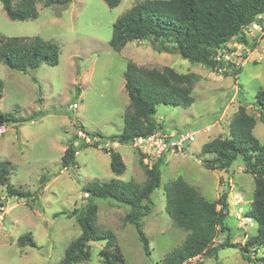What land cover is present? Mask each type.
I'll return each instance as SVG.
<instances>
[{"label": "rangeland", "instance_id": "obj_1", "mask_svg": "<svg viewBox=\"0 0 264 264\" xmlns=\"http://www.w3.org/2000/svg\"><path fill=\"white\" fill-rule=\"evenodd\" d=\"M36 1L37 18L13 20L0 0V39L40 36L60 45L55 65L18 71L0 64L4 83L0 109L13 112L17 119L39 111L45 113L34 120L0 126V161L11 163V185L37 196L35 200L8 197L6 187L0 185V264H57L82 232L76 216L70 215L90 204L98 206V224L114 232L126 264H160L187 235L173 224L167 210L166 185L180 176L210 201L222 203L227 194V224L232 241L243 246L257 232V224L245 216L253 200L254 176L245 171L242 156L228 169L207 168L202 163L206 157L202 147L230 134V124L240 104L255 116L254 134L264 144V120L254 101L256 92L264 89V24L245 29L249 41L254 42L252 47L236 39L228 44L229 59L235 60L239 69L236 72L227 65L212 68L194 64L180 54L159 52L150 41H131L121 51L114 50L110 45L114 22L142 0H122L113 8L105 0H71L67 7L45 6L43 0ZM130 61L147 68L171 66L181 73L199 75L192 93L195 101L190 107H157L156 119L163 130L198 133L196 141L188 143L183 152L166 154L161 185L152 195V213L143 217L150 253L145 251L136 226L125 221L129 207L92 197L84 189L90 182L114 177L144 183L148 177L146 167L156 161L145 159L146 155L132 143L124 144L117 151L127 168L116 176L106 151L115 149L110 137L122 131L130 103L125 88ZM98 134L107 138H99ZM98 139L104 142L96 146ZM70 143L78 148L77 165L64 168L62 157ZM27 233L33 235L37 246L19 244V237ZM224 238L220 234L216 241L221 243ZM91 244V259L79 264H107L100 253L106 241ZM217 262L251 264L242 249L236 247L220 249L217 257H197L185 264Z\"/></svg>", "mask_w": 264, "mask_h": 264}, {"label": "trees", "instance_id": "obj_2", "mask_svg": "<svg viewBox=\"0 0 264 264\" xmlns=\"http://www.w3.org/2000/svg\"><path fill=\"white\" fill-rule=\"evenodd\" d=\"M105 1L113 8L122 0ZM1 2L7 15L13 20L38 17L36 0ZM70 2L71 0H43L45 6L67 7ZM263 14L264 0H142L116 19L110 45L114 50L121 51L131 41H150L159 52L180 54L194 64L212 68L227 65V69L233 67L237 72L239 69L236 68V61L227 58L231 52L228 44L236 39L252 47L254 42L249 41L245 29L255 23L263 25ZM59 54L60 45L57 42L40 36L0 39V64L4 63L14 70L28 71L42 64L55 65L59 62ZM125 78L130 103L124 113L122 131L110 137L111 141L121 144L132 143L136 138L164 129L156 119L159 104L190 107L195 101L192 93L199 75L181 73L171 66L162 69L147 68L130 61ZM3 92L4 83L0 79V98ZM254 101L264 120V89L256 92ZM43 115L45 113L39 111L17 119L13 112L0 109V126L34 120ZM255 126V116L248 112L246 105L240 104L231 121L230 134L204 143L202 153L206 157L202 163L212 170H224L239 156L244 158L245 171L253 174L255 180L253 200L245 216L257 224V232L247 238L243 246L233 242L231 227L227 224L230 216L227 194L223 195L222 203L210 201L180 176L166 185L169 204L167 210L173 224L184 229L187 235L181 245L171 250L160 264H185L197 257H217L219 250L226 247L241 248L244 258L251 264H264V144L254 134ZM98 135L99 138H107ZM102 139L94 144H103ZM106 151L111 157L112 171L116 176L122 175L127 168L123 156L114 148ZM77 152L78 148L73 143L67 146L62 157L64 168L77 165ZM165 158L166 154L150 168L146 167L148 177L144 183L114 177L107 181L95 180L84 188L92 197L130 208L125 221L136 226L147 253H150V246L143 230V217L152 213V195L161 185ZM10 170V161H0V185L6 187L8 197L37 199L29 190L11 185ZM73 215L81 225L82 232L69 244L64 257L57 264L89 261L93 253L91 242L99 240L106 241L100 253L107 264H126L114 232L98 224L97 204L77 210L70 217ZM220 234L225 235V238L218 243L216 240ZM18 242L22 246H37L31 233L21 235ZM259 250L263 252L260 254Z\"/></svg>", "mask_w": 264, "mask_h": 264}, {"label": "built area", "instance_id": "obj_3", "mask_svg": "<svg viewBox=\"0 0 264 264\" xmlns=\"http://www.w3.org/2000/svg\"><path fill=\"white\" fill-rule=\"evenodd\" d=\"M197 133V131L193 130L178 132L159 130L148 136L136 138L132 144L146 155L145 159L158 160L164 154L186 150L188 143L196 141ZM109 144L107 143V145ZM118 144V142H114V145L118 146Z\"/></svg>", "mask_w": 264, "mask_h": 264}, {"label": "crops", "instance_id": "obj_4", "mask_svg": "<svg viewBox=\"0 0 264 264\" xmlns=\"http://www.w3.org/2000/svg\"><path fill=\"white\" fill-rule=\"evenodd\" d=\"M122 145H124V144L119 143L118 146L115 147V149L118 150V148H119L120 146H122Z\"/></svg>", "mask_w": 264, "mask_h": 264}]
</instances>
